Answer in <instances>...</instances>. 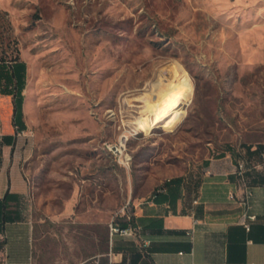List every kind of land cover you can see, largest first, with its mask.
Listing matches in <instances>:
<instances>
[{
  "label": "rangeland",
  "instance_id": "1",
  "mask_svg": "<svg viewBox=\"0 0 264 264\" xmlns=\"http://www.w3.org/2000/svg\"><path fill=\"white\" fill-rule=\"evenodd\" d=\"M0 8L17 41L8 51L19 49L27 71L20 134L14 96L0 94V132L20 141L26 217L44 214L46 202L58 208L75 182L86 194L115 182L113 217L129 212V173L106 142L131 129L135 196L156 192L189 161L264 141V0H0ZM41 224L34 264H96L81 262L77 229L68 243L60 227L51 235Z\"/></svg>",
  "mask_w": 264,
  "mask_h": 264
},
{
  "label": "crops",
  "instance_id": "2",
  "mask_svg": "<svg viewBox=\"0 0 264 264\" xmlns=\"http://www.w3.org/2000/svg\"><path fill=\"white\" fill-rule=\"evenodd\" d=\"M19 142L14 133L0 132V264H34L33 240L42 221L51 235H58L60 227L68 243L71 229L78 230L82 263L93 258L96 264H264V141L243 143L238 153L225 151L197 165L189 161L188 169L165 175L156 192L140 196L134 195L131 167L119 164L110 152L129 173L127 191L134 205L119 220L113 217L118 206L115 182L92 186L89 194L85 185L75 182L62 193L58 208L46 202L44 214L26 217L29 184ZM249 145L253 153H247ZM241 161L246 165L244 177L236 172ZM246 183L253 190L250 208ZM5 213L17 218L4 222ZM244 221L251 223L250 229ZM112 222L136 226L138 234H112Z\"/></svg>",
  "mask_w": 264,
  "mask_h": 264
},
{
  "label": "trees",
  "instance_id": "3",
  "mask_svg": "<svg viewBox=\"0 0 264 264\" xmlns=\"http://www.w3.org/2000/svg\"><path fill=\"white\" fill-rule=\"evenodd\" d=\"M17 41L13 34V27L8 12L0 8V94H12L14 96L15 123L19 130L26 129L23 119L24 89L26 87L27 71L25 62L19 57V49L15 48L10 53L8 50ZM2 136V140L6 139ZM260 147V145L258 146ZM247 153H253L252 146H247ZM4 199H8V193ZM3 221L14 220L17 216L5 213Z\"/></svg>",
  "mask_w": 264,
  "mask_h": 264
},
{
  "label": "built area",
  "instance_id": "4",
  "mask_svg": "<svg viewBox=\"0 0 264 264\" xmlns=\"http://www.w3.org/2000/svg\"><path fill=\"white\" fill-rule=\"evenodd\" d=\"M118 116V113H116V117ZM17 127V126H16ZM25 130V129H24ZM24 130H19L18 127L16 129L17 133L20 134ZM132 131V129H131ZM130 131V132H131ZM130 132L127 134H119L117 138L114 141H108L106 142L107 149L115 156L116 161L119 164H122L126 167H131V150L129 147L130 142ZM239 175L244 177V174L246 172V165L244 161H241L238 165L237 171ZM245 194H246V201L248 208L251 207L250 199L253 195V190L250 185L246 183L245 186ZM234 194L232 193V196ZM250 219H255L256 214H249L248 215ZM245 226L250 229L251 223L248 221H244ZM110 230L112 234L120 233L122 235H137L138 234V227L130 225V226H122L119 224H116L112 222L110 224Z\"/></svg>",
  "mask_w": 264,
  "mask_h": 264
},
{
  "label": "bare ground",
  "instance_id": "5",
  "mask_svg": "<svg viewBox=\"0 0 264 264\" xmlns=\"http://www.w3.org/2000/svg\"><path fill=\"white\" fill-rule=\"evenodd\" d=\"M176 71L177 70H174V72L176 73ZM176 85V84H175ZM175 85H173V86H175ZM184 85H185V95H186V101H187V103L188 102H190V100H191V98H192V95H193V89H194V83H193V81L189 78V76L188 75H186L185 76V81H184ZM173 88V87H172ZM175 88V87H174ZM171 89V88H170ZM176 100V99H175ZM173 107H174V105H173ZM149 111V112H155V110H153L151 107H148V109H143V112L144 111ZM169 110H170V108H168V109H166V110H164V111H162L161 112V115L164 117L165 115H167L168 114V112H169ZM157 112V111H156ZM178 118V117H177ZM176 118V119H177ZM174 120V121H172V122H170L169 124H168V128H172L173 126H176V124L179 122V119H177V120ZM131 131V130H130ZM127 133H129V132H122L121 134H127ZM130 138H131V133H130Z\"/></svg>",
  "mask_w": 264,
  "mask_h": 264
}]
</instances>
